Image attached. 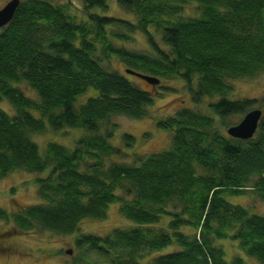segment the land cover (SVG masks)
<instances>
[{"label": "trees", "instance_id": "1", "mask_svg": "<svg viewBox=\"0 0 264 264\" xmlns=\"http://www.w3.org/2000/svg\"><path fill=\"white\" fill-rule=\"evenodd\" d=\"M81 1L88 9L107 8L106 0ZM190 1L199 5L200 17L182 19V5ZM116 2L136 17L134 24L92 15L90 27L75 23L63 7L25 0L1 28L0 102L13 113L0 109V176L47 171L34 181L44 203L13 215L15 226L72 235L81 221L104 219L108 206L118 204L133 226L103 237L78 234L76 249L97 253L108 264H140V251L157 253L151 264H226L214 241L230 238L245 256L264 264V216L225 199L247 190L264 203V119L256 136L239 140L215 131L213 118L183 109L156 122L172 133L169 147L134 154L128 164V154L109 143L117 130L109 122L115 116L145 117L159 91L136 87L93 57L99 41L105 56L120 58L132 71L187 84L197 77L192 100L219 96L209 108L227 128L225 121L244 116L254 105L225 95L231 90L228 80L264 70V0ZM115 25L143 33L157 58L115 48L105 33ZM149 28L159 33L169 54L153 42ZM92 33L96 39H89ZM21 83L38 100L25 96L17 87ZM46 126L81 129L86 136L72 150L50 143L42 154L31 136ZM103 126L109 129L101 133ZM122 142L131 148L136 141L123 134ZM163 218V227L155 229ZM0 220H9L1 208ZM186 228L193 232L182 231ZM168 248L177 249L162 252ZM234 264H243L242 259Z\"/></svg>", "mask_w": 264, "mask_h": 264}, {"label": "rangeland", "instance_id": "2", "mask_svg": "<svg viewBox=\"0 0 264 264\" xmlns=\"http://www.w3.org/2000/svg\"><path fill=\"white\" fill-rule=\"evenodd\" d=\"M10 0H0V9ZM21 2L25 0H19ZM52 6L63 7L67 15L75 23H85L92 26L89 22L90 16L110 17L118 20L136 22L134 15L123 12L117 5L116 0H106L107 8L88 9L81 0H45ZM179 16L182 19H197L200 17L199 5L190 1L182 5ZM1 31V28H0ZM105 33L108 40L115 48H122L126 51L157 58L152 47L148 43L147 37L140 31H129L121 25L105 27ZM149 33L153 42L159 49L170 53L169 47L165 46L158 32L154 28H149ZM96 39L92 33L89 39ZM93 57L99 65L107 72H117L127 78L136 87L159 94L154 97L153 104L146 108V116L134 120L125 116H115L111 118L109 126L117 128L109 143L117 147L128 156L124 160L126 163H132L134 154H150L152 152H161L170 145L171 132L165 131L157 126L156 122L175 116L180 110H188L208 116L214 119L213 129L221 135L228 136L227 128L222 127L221 121L214 117L210 104L217 102L219 96L205 97L194 102L193 94L196 91L197 77H194L189 84L180 78H160V83L155 86L145 84L143 81L125 73L126 66L122 60L116 56H105L101 49L99 41L96 43V50ZM231 90L225 97L232 101L253 100L254 105L251 109L261 110V119H264V70L257 72L253 76L228 80ZM17 87L23 94L31 99L38 100L36 93L26 84H18ZM87 94L79 98V102L85 100ZM0 109L8 114L13 113V108L5 101L0 102ZM243 115H235L229 118L227 122L231 127L238 124ZM109 126H103L101 133ZM258 127V126H257ZM257 130V129H256ZM257 132V131H256ZM123 134H128L135 138V144L131 148L124 146L122 142ZM256 133H254L253 136ZM86 132L81 129L63 128L58 131L45 127L40 134L31 136V140L36 143L42 154L47 150L50 143H55L72 150L75 143ZM108 160V159H107ZM47 171L41 174L27 173L22 170H14L4 176H0V208L9 216V220H0V264H108V259L94 252L80 251L74 246V239L78 234H92L96 236H105L113 229H129L133 226L119 213V205L112 204L108 206L104 219H85L79 223V230L72 235L57 234L50 231L34 228L27 231H21L13 222V215L20 213L30 206L44 203L38 195V185L35 179L44 178ZM119 195H121L119 193ZM226 201L232 205H239L248 208L250 212L264 216V203L252 191H243L239 196H227ZM166 218H163L154 228L159 229L165 224ZM182 231L191 234L192 229H183ZM232 234V233H231ZM214 245L220 247L223 251V259L226 264H234V260L241 258L243 264H259L255 259L244 255L236 241L230 238L215 240ZM177 248H168L162 252L172 251ZM70 254H66V251ZM140 264H151V259L156 255L155 252L140 251Z\"/></svg>", "mask_w": 264, "mask_h": 264}, {"label": "water", "instance_id": "3", "mask_svg": "<svg viewBox=\"0 0 264 264\" xmlns=\"http://www.w3.org/2000/svg\"><path fill=\"white\" fill-rule=\"evenodd\" d=\"M19 3V0H10L0 9V28L5 27L10 22ZM125 73L137 77L149 85H158L160 83V80L155 77L135 72L130 69H125ZM260 119L261 110L252 109L243 116L238 124L228 127L227 134L233 139L249 140L253 138ZM66 254H70V251H66Z\"/></svg>", "mask_w": 264, "mask_h": 264}]
</instances>
